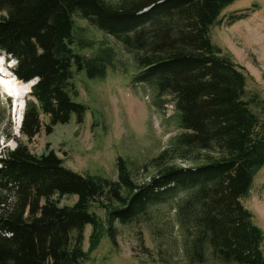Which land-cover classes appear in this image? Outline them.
<instances>
[{"label":"trees","instance_id":"obj_1","mask_svg":"<svg viewBox=\"0 0 264 264\" xmlns=\"http://www.w3.org/2000/svg\"><path fill=\"white\" fill-rule=\"evenodd\" d=\"M234 1L0 0V53L15 61L11 71L18 80L36 79L19 127L28 140L40 131L41 115L50 133L84 113L87 106L74 99V75L103 77L111 63L108 52H81L73 33L77 14L139 53L133 81L150 84L159 97L169 95L183 148L208 153L193 166L167 164L148 181L135 182L120 156L112 180L78 173L53 149L37 155L18 141L0 156V264H80L102 234L115 243V220L128 223L150 203L179 192L189 194L183 208L193 220L192 258L264 264V236L243 204L264 165V97L210 35ZM66 195L75 201L62 204ZM93 204L105 209V220Z\"/></svg>","mask_w":264,"mask_h":264},{"label":"rangeland","instance_id":"obj_2","mask_svg":"<svg viewBox=\"0 0 264 264\" xmlns=\"http://www.w3.org/2000/svg\"><path fill=\"white\" fill-rule=\"evenodd\" d=\"M234 12L246 15L230 21L228 15ZM222 14L223 21L211 28L212 41L244 66L253 77L249 84L264 97V0H235ZM74 22V38L82 43L81 52L91 56L105 51L111 60L103 77L91 79L83 72L74 75V99L85 104L87 110L54 125L50 133L44 128L47 118L41 115L40 131L28 140L20 131L15 133L11 98L0 90V156L20 141L33 154L53 149L66 167L112 180L117 178L116 160L120 156L135 182L148 181L167 164L187 167L204 159L207 152L183 148L178 140L182 130L171 97H159L150 84L133 81L139 53L126 49L120 39L77 14ZM3 56V66L9 69L10 64L12 68L15 61ZM108 196L113 197L110 193ZM188 197V193L179 192L150 203L128 223L115 220V243L102 234L80 264H216L208 255L202 260L190 256L193 220H188L183 208ZM75 199L66 195L61 203L72 204ZM243 204L264 236V165L255 173ZM91 209L105 220L103 207L93 204ZM90 230L85 226L84 251L89 248Z\"/></svg>","mask_w":264,"mask_h":264},{"label":"bare ground","instance_id":"obj_3","mask_svg":"<svg viewBox=\"0 0 264 264\" xmlns=\"http://www.w3.org/2000/svg\"><path fill=\"white\" fill-rule=\"evenodd\" d=\"M4 56L0 55V90L12 98V120L15 133L18 134L25 107V97L30 93L31 82L23 83L14 79L10 64L4 66ZM24 101V102H23Z\"/></svg>","mask_w":264,"mask_h":264},{"label":"water","instance_id":"obj_4","mask_svg":"<svg viewBox=\"0 0 264 264\" xmlns=\"http://www.w3.org/2000/svg\"><path fill=\"white\" fill-rule=\"evenodd\" d=\"M12 72V71H11ZM12 74H13V77H14V79H17V77H16V75L12 72ZM27 82H31L32 84H34L35 83V80L33 79V80H30V81H27ZM27 82H23V83H27ZM13 101V100H12ZM24 102V101H23Z\"/></svg>","mask_w":264,"mask_h":264}]
</instances>
